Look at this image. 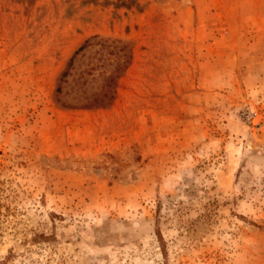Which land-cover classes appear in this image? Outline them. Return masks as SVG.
Segmentation results:
<instances>
[{"label": "rangeland", "instance_id": "rangeland-1", "mask_svg": "<svg viewBox=\"0 0 264 264\" xmlns=\"http://www.w3.org/2000/svg\"><path fill=\"white\" fill-rule=\"evenodd\" d=\"M0 264H264V0H0Z\"/></svg>", "mask_w": 264, "mask_h": 264}, {"label": "trees", "instance_id": "trees-1", "mask_svg": "<svg viewBox=\"0 0 264 264\" xmlns=\"http://www.w3.org/2000/svg\"><path fill=\"white\" fill-rule=\"evenodd\" d=\"M79 52H75L73 57L70 59L67 68L61 72L59 78H58V86L56 89L57 95H62V86L67 83L68 77L71 75L70 69L72 68V63L74 60V56H76ZM119 72H117L114 76H107L106 77V87L103 91L100 92V94H95L92 98H89L88 95L85 94L86 87L83 88V85L85 84V80L80 82L81 87L77 86L76 90L79 91V94H76L75 99L76 102H74L73 105L69 104H63V106H73L77 108H91V107H107L109 106L115 96L116 92V79L120 75V69H117Z\"/></svg>", "mask_w": 264, "mask_h": 264}]
</instances>
